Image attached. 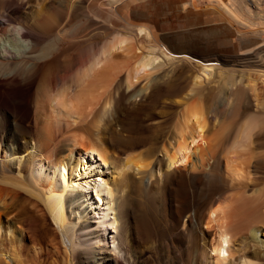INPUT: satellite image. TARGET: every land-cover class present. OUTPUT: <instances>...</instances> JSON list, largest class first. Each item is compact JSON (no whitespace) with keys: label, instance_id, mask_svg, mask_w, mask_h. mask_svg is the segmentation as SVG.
Wrapping results in <instances>:
<instances>
[{"label":"bare ground","instance_id":"obj_1","mask_svg":"<svg viewBox=\"0 0 264 264\" xmlns=\"http://www.w3.org/2000/svg\"><path fill=\"white\" fill-rule=\"evenodd\" d=\"M55 3L14 25L21 4L1 2L10 27L0 36V97L15 87L26 112L3 103L0 264H40L43 252L71 264L81 230L91 251L76 264H122L114 254L129 252L138 223L147 237L150 218L160 234L156 264H264V188L248 190L264 164V0H152L136 4L130 21L92 28L97 36L82 16L70 33L61 29L76 8ZM187 13L192 38L202 28L205 55L185 76L179 64L198 55L178 30ZM225 74L235 76L225 83ZM216 87L226 96L214 99ZM158 104L172 114L161 132L152 121ZM248 107L255 110L234 122ZM56 130L65 140L58 148ZM109 168L117 179L102 176ZM139 187L147 211L129 201ZM182 193L191 198L182 201ZM108 226L118 230L113 247L92 246ZM134 257L132 264H146Z\"/></svg>","mask_w":264,"mask_h":264},{"label":"rangeland","instance_id":"obj_2","mask_svg":"<svg viewBox=\"0 0 264 264\" xmlns=\"http://www.w3.org/2000/svg\"><path fill=\"white\" fill-rule=\"evenodd\" d=\"M1 2H4V1H6V0H0ZM14 1H16V2H18V3H20L21 4V8L19 9V11H18V13H16L15 14V16H17L16 18H15V16L13 17V18H15V19H17V20H15L14 21V25L15 24H18V20H23L22 18H26V19H28L29 20V22H31L32 20H34L35 19V13H36V10L37 9H44V8H46L47 6H51L52 5V3H54V1L56 2L55 4H59L60 5V8H63V9H66L67 7H68V5H69V3H70V5L72 4V6L73 7H75L76 8V10H75V15L73 14L72 16H69L68 18H66L67 19V21H66V19L64 18V19H62L63 21L61 22V26H60V28L61 29H64L65 30V32L66 31H68L69 33H70V31H69V29L70 28H74V23L77 21V20H79L80 19V16H82L83 18H85V20L87 21V22H92V23H90V24H93L90 28H91V32L93 31V32H95V34H96V36L99 34L98 32H100V30L98 31V30H93L94 29V27H101L103 24H105V25H107V26H114V25H120L121 23H120V21L122 22V20H124V21H130L131 20V16H130V14L132 13V10L134 9V8H137V7H140L142 4V6L140 7V8H146V7H148L150 4H151V1L152 0H29V1H27V0H14ZM128 1V2H127ZM130 1H133V2H130ZM142 1V2H141ZM1 2H0V36H5V35H7V33H8V28L10 27L9 25H7L8 23H7V21L4 19V17H5V14H6V12L1 8ZM28 2V3H27ZM60 2V3H59ZM72 2V3H71ZM73 2H74V4H73ZM139 2H141V3H139ZM127 5H129V6H127ZM145 3V4H144ZM125 4V6L123 7V5ZM133 4V5H132ZM136 4H141L140 6H138V5H136ZM146 4H148V5H146ZM132 6H133V8H132ZM109 8V9H108ZM95 9V10H94ZM126 9V11H123V10H125ZM132 9V10H131ZM94 10V11H93ZM119 10V11H118ZM130 10V11H129ZM87 11V12H86ZM96 11V12H95ZM98 11V12H97ZM89 12V13H88ZM93 12V13H92ZM96 14H95V13ZM101 12V13H100ZM165 12V11H164ZM166 12H168V10H166ZM169 12L173 15V16H175L174 17V19L173 20H176L177 19V13H175L174 11H172V10H169ZM195 11H193V13H194ZM98 13H100V14H98ZM126 13V14H125ZM196 13V12H195ZM94 14V15H93ZM98 14V15H97ZM110 14V15H109ZM188 14V20H186V22H185V24H183V25H181V26H179L178 27V30L179 31H183L184 30V36L186 37V40H188L189 42L191 41V47L194 45V46H196V47H198V55H197V53L195 52V58L193 59H191L192 61V64H191V62H190V64H189V66H188V64L187 63H180L179 64V67H182L183 69H184V72H185V70H186V75L185 76H187V75H189V74H191V72H193L194 70H195V68H196V66H197V63H198V60L199 59H201L202 58V56H204L205 55V48H202V45H200V44H198L199 42H197L198 41V39L200 38V36L202 37V33H201V35H200V31L202 30V28H201V26H199V25H197L196 27L198 28V30L196 31V39H194V38H192V36H191V31H192V24L194 23L193 22V14L192 13H187ZM96 15V16H95ZM105 15H107V16H105ZM114 15V16H113ZM116 15H119L118 17H120L119 19H118V17L116 16ZM23 16V17H22ZM99 16V17H98ZM33 17V18H32ZM95 17H97V18H95ZM104 17V18H103ZM109 17V18H108ZM21 18V19H20ZM100 20H99V19ZM108 18V19H107ZM113 18V19H112ZM72 21H71V20ZM89 19V20H88ZM70 20V21H69ZM119 20V21H118ZM139 20V19H138ZM6 22V23H5ZM17 22V23H16ZM111 24H110V23ZM68 23H73L72 24V26H71V24L69 25ZM108 23H109V25H108ZM119 23V24H118ZM66 26H65V25ZM104 25V26H105ZM65 26V27H64ZM107 26H105V27H107ZM69 27V28H68ZM103 27V26H102ZM105 27H103V29L105 28ZM90 28L88 29V30H90ZM93 28V29H92ZM34 30H36L35 32L33 31V29L31 30L30 29V31H32V32H29L30 33V35L29 36H32V40H33V42H35L37 45H39V44H41L42 43V37H41V34H39V32L37 31V29H34ZM63 30V31H64ZM199 32V33H198ZM69 33H67V34H69ZM38 35V36H37ZM196 40V41H195ZM39 42V44H38V42ZM41 41V42H40ZM197 42V43H196ZM66 50H68V49H66ZM66 50H64V52L63 53H61V58H63V59H67L66 57V55L68 54V57H70V54H71V52H72V54L71 55H73L74 54V51H72V50H68V52L66 51ZM67 52V54H65ZM76 52V51H75ZM65 54V55H64ZM76 55V56H75ZM62 56H64V57H62ZM74 56H75V58H76V60H78L79 58V56L77 55V53H75L74 54ZM197 60V61H196ZM76 64V63H75ZM187 64V65H186ZM191 65H194V66H191ZM27 66H29V64L27 65ZM74 67H72V68H75V65H73ZM169 66V67H168ZM168 66H163V68H166L165 70H168V69H170L171 67H170V65H168ZM188 66V67H187ZM168 67V68H167ZM187 67V68H186ZM194 68V69H193ZM71 70H73V69H71ZM164 70L161 68V70L159 71V73H157V75H161L162 73H164L163 72ZM71 72V71H70ZM248 71H244V75L246 74V75H248V73H247ZM235 75H237L236 73H235ZM235 75H233V76H235ZM245 75V76H246ZM251 75V73L248 75V76H250ZM225 76H227L226 78L227 79H223V77H225ZM225 76L223 75V77H222V79H223V81L225 82V80H226V82L225 83H227L228 81H230V79L231 78H229V76H231V77H233L232 75H230V74H225ZM244 76V77H245ZM229 78V79H228ZM236 80H237V76H236V78H235ZM145 81L146 80H143V81H141L140 83H138V86H142L144 83H145ZM223 82V83H224ZM225 83H224V85H222V87L223 86H225ZM260 85V84H259ZM15 89V90H14ZM216 89H218V87H216ZM214 90L215 92H214V99H216V100H218V99H220L224 94H225V96H226V93H225V91L223 90V89H220V87H219V91L218 90ZM221 90V91H220ZM12 93H10V95H6L5 97L3 96V97H0V98H2L1 100H2V102H1V105H3V106H0V120L2 119V115L3 114H6V112H7V110L9 109L8 108V106H6V105H4L3 103L4 102H6V100L8 101V102H10L11 104H16L17 103V105L20 103V99H21V96H19L20 95V92H18V90H16V88L14 87L13 89H12V91H11ZM17 92V93H16ZM22 92V91H21ZM14 93L16 94V95H14ZM13 94V95H12ZM13 96V97H12ZM260 96H262V94L260 93ZM264 96V95H263ZM262 96V97H263ZM261 97V98H262ZM11 98V99H10ZM18 98V99H17ZM20 98V99H19ZM16 99V101H13V100H15ZM12 102H14V103H12ZM6 104V103H5ZM4 107V108H3ZM155 109H154V114H153V116H152V121H154V123H156V125L157 126H155L156 127V131H155V128L153 127L152 128V130L151 131H147L146 133H144V134H152V133H154V131L155 132H161L162 130H165V127H166V122H164L166 119H167V117L168 116H170V114H167L166 115V113H163V112H161V110H162V108H161V106H160V104H158V105H155V107H154ZM21 110V111H20ZM172 110H175V108H172ZM240 110L241 109H239V111H238V113H239V115L240 116H237L238 115V113H236V115H234V122L236 121L237 123L241 120L240 118H243V116L244 115H246V114H248V113H252V111H254L255 109H253V108H251V109H249V107H248V109L247 110H245V112H240ZM18 111H20L21 112V114H25V112H26V106L23 104V105H18ZM249 111V112H248ZM248 112V113H247ZM243 113H244V115H243ZM246 113V114H245ZM253 114H255L254 112H253ZM166 115V116H165ZM262 115H264V113L263 114H261L260 113V116H262ZM233 118V117H232ZM22 119H27L26 117L25 118H22ZM168 119H172V114H171V117H168ZM264 119V118H263ZM22 122L25 124L26 123V121L25 120H22ZM154 130V131H153ZM138 133H140L139 131H138V129H136L135 127H134V129H133V134H138ZM142 133V132H141ZM31 135H33V136H31ZM55 138H54V140H53V142L55 143V141H56V147L58 148L59 146H61L62 144H63V142L65 141L64 140V138L62 137V136H60L59 135V132L56 130V132H55ZM30 136L31 137H33L32 139H37L38 137V131L37 130H35V128H33L32 127V129H30ZM62 137V138H61ZM52 142V144L51 145H54V143ZM149 145H144L143 147H140L139 149H137L138 151H143V150H145L147 147H148ZM143 149V150H142ZM263 166V167H262ZM262 166L261 165H258L257 166V172H255V174L254 175H250V180H249V182H248V184H249V186L250 187H248V190L249 191H252V190H254L255 188H264V164H262ZM105 172V173H104ZM103 172V177H105L106 179H112V178H115L116 177V179H117V175L115 174L116 172H114V170H113V168H109V170H105ZM119 179V178H118ZM120 187V186H119ZM118 188V187H117ZM140 188V187H139ZM139 188H135V189H133L134 191H130L129 192V201L131 202V204H133L134 205V207H135V209L137 210V211H147L148 210V206H147V200H146V193L141 189H139ZM120 189V188H119ZM128 189V188H127ZM175 189H178V187L177 186H175ZM115 192H116V190H115ZM114 192V193H115ZM118 194V193H117ZM116 194V195H117ZM130 194H132V195H130ZM183 194V193H182ZM181 194V199H182V201H184V200H188V199H190L191 198V194L190 193H185V195L183 194L182 195ZM186 196V197H185ZM132 198V199H131ZM135 199V200H134ZM133 200V201H132ZM146 202V203H145ZM105 207V204H101L100 206H99V210L96 212L97 214L101 211V212H103L104 211V208ZM145 207V208H144ZM100 212V213H101ZM97 214H95V215H97ZM149 222L150 223H148V225H149V230H150V234H148V236L146 237L145 236V232H147V231H145V229H143L142 228V226H139V223H138V228L137 227H135V228H133V238H132V240H130V242H129V245H130V248H129V252L128 253H126L125 255H124V253H122V251L120 252V251H118L117 253H115L114 255L115 256H117V258L118 259H120L119 261L122 263V264H132L133 263V261L135 260V257L134 256H139V260L140 261H142V262H144V263H146V264H156V263H154V261L156 262L157 261V259H156V257H155V255H154V253L152 252V250H153V248H154V245H155V239H157L158 237L157 236H159L160 234H157V233H159L158 231H157V228L154 226V223L151 221V218L149 219ZM107 234H106V237H105V239L103 240L102 238L103 237H101L100 238V240L99 241H97L95 244H92V246H102L103 248L102 249H110V248H112L113 247V242H112V238H111V235L112 234H116L117 232H118V230H116V229H114V228H111V227H107ZM153 232V233H152ZM77 233V236H76V238H77V244H79L78 246L77 245H75V247H74V249L72 250L73 252H71V255H70V259H72V262H71V264H76V261L77 260H80L83 256H85V253H87V252H90L91 251V245L87 242H85V240L87 239V236H85V230H81V231H78V232H76ZM135 233V234H134ZM150 235V236H149ZM144 236V237H143ZM259 236L260 237H264V230L263 231H260L259 232ZM153 237V238H152ZM153 239V240H152ZM87 244V245H86ZM185 244H188V242L187 243H185ZM126 245H124L123 247H125ZM134 248V249H133ZM152 248V249H151ZM90 250V251H89ZM48 255V256H47ZM42 257H43V259H42V261H41V263L40 264H64L63 262H62V257L60 256V255H58V254H46V252H43V255H42ZM79 257V258H78ZM75 260H74V259ZM52 261V262H51ZM89 264V263H88Z\"/></svg>","mask_w":264,"mask_h":264}]
</instances>
